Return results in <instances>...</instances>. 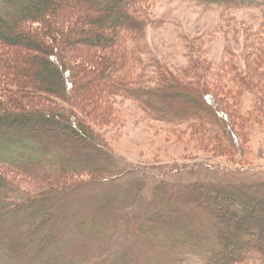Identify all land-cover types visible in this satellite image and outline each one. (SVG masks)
<instances>
[{"label": "trees", "instance_id": "1", "mask_svg": "<svg viewBox=\"0 0 264 264\" xmlns=\"http://www.w3.org/2000/svg\"><path fill=\"white\" fill-rule=\"evenodd\" d=\"M151 1L0 0V264H96L91 241L106 233L108 218L128 222L122 235L133 241L109 264H153L154 242L176 252L198 241L206 245L201 264H264V189L167 183L182 171L174 164L140 166L144 173L128 183L112 164L109 136L126 124L115 102L129 101L152 122L185 126L193 148L246 160L245 140L264 128V0H196L218 10L224 31L239 11L253 10L252 26L244 65L227 60L214 70L188 44L195 61L183 75L144 56L147 28L164 21L148 18ZM222 91L253 102L241 110ZM116 174L124 186H107L93 210L76 198L86 177L103 190ZM145 192L151 201L136 222ZM116 196L125 198L121 213L130 211L121 222L109 216Z\"/></svg>", "mask_w": 264, "mask_h": 264}, {"label": "rangeland", "instance_id": "2", "mask_svg": "<svg viewBox=\"0 0 264 264\" xmlns=\"http://www.w3.org/2000/svg\"><path fill=\"white\" fill-rule=\"evenodd\" d=\"M148 5V18L151 20H161L162 18L164 21L161 20L155 27L147 28L144 39L148 44L147 53L144 55L146 58L162 60L170 71L183 75L182 71L187 64L195 61L190 58L189 50L186 48L188 44H191L189 48L191 47L195 51L194 56H199L202 62L209 63L214 70L220 68L222 63L227 60L230 64L244 65V58L240 55L243 50L247 51L244 33L252 26V20L248 13L253 12V10L234 12L236 19L232 23L230 22L226 26L227 30L224 31V26L223 30L219 28L221 20L218 17V10L205 9V6L198 4L196 0H153ZM83 49L84 46H80L79 50ZM74 54L77 53L67 52L66 56ZM77 60L75 58V61ZM257 70L258 73L264 72V63ZM222 93L219 96L224 101L233 102L234 100L241 110L249 109L253 102L251 94H244L241 98L234 99L230 95H226L225 91ZM115 106L123 110L126 124L120 131L109 133L112 139V147L119 156H114L112 164H117L118 170L125 169L124 174L128 175V183L136 175L144 173L140 166L154 168L156 165L164 168V166L170 165L171 168V165L174 164L180 166L182 171L175 173L174 176L168 174L171 178L167 180V183L218 185L235 190L242 185L251 184L264 189V128L262 126H254L255 129L249 133L245 140V147L248 149L249 155L246 160L238 162L229 155L218 156L211 151L204 152L193 148L189 141L192 135L186 131L187 128L183 131L185 126L172 129L168 125L152 122L141 116L136 107L129 101L120 102L117 100ZM148 170L150 171V169ZM151 172L155 175L157 170L151 169ZM168 172L166 170V173ZM121 176L116 174L104 180L100 185L105 188L103 190H99L95 184L88 183L90 179L86 177L83 179L86 186L84 185L82 188L79 186L80 189L75 193V196L79 202L84 201L93 210L95 204L104 200L105 195L103 193L109 190L107 186H124V182L120 181ZM30 190L33 191V189ZM111 192H109L110 195H112ZM115 198L120 201V204L110 208L109 216H116V218L120 216L119 221L121 222L122 216L128 217L130 211L121 213L120 208L123 207L125 198L122 196ZM150 198L151 195L145 192L139 196V204H136L135 207V201L133 208H130L134 209L135 207L134 210L137 214L135 213L134 216L138 215L135 217L136 222L145 216V209L151 201ZM127 223L114 225L115 223H111L109 218L105 219L102 225H107L106 228L104 226L102 228H105L106 233L96 237L95 241H91V245H95L96 254L99 256V261L94 263L109 264L118 257L122 246L132 247V239L126 237V234L125 237L122 235L125 233ZM260 223L264 228V218ZM115 226H119V228L121 226L120 230L116 229ZM184 232L188 233V229ZM154 243L158 245V248L153 258L150 259L153 264L154 262L155 264H201L206 248L203 241H198L194 242L190 248L180 247L174 252L172 248L164 247V243ZM149 254L151 253L142 255L147 257ZM136 260L135 264H142L140 258Z\"/></svg>", "mask_w": 264, "mask_h": 264}]
</instances>
